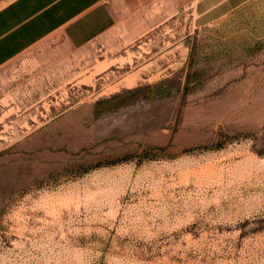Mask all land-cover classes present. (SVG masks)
<instances>
[{
	"label": "rangeland",
	"instance_id": "1",
	"mask_svg": "<svg viewBox=\"0 0 264 264\" xmlns=\"http://www.w3.org/2000/svg\"><path fill=\"white\" fill-rule=\"evenodd\" d=\"M126 5L0 68V264H264V0Z\"/></svg>",
	"mask_w": 264,
	"mask_h": 264
},
{
	"label": "crops",
	"instance_id": "2",
	"mask_svg": "<svg viewBox=\"0 0 264 264\" xmlns=\"http://www.w3.org/2000/svg\"><path fill=\"white\" fill-rule=\"evenodd\" d=\"M128 0H11L0 7V68L35 44L60 36L75 48L118 26ZM202 25L255 0H191Z\"/></svg>",
	"mask_w": 264,
	"mask_h": 264
}]
</instances>
